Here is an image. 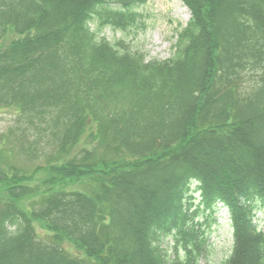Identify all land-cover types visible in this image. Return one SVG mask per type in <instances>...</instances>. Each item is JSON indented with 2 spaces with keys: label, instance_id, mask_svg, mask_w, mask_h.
I'll return each mask as SVG.
<instances>
[{
  "label": "trees",
  "instance_id": "16d2710c",
  "mask_svg": "<svg viewBox=\"0 0 264 264\" xmlns=\"http://www.w3.org/2000/svg\"><path fill=\"white\" fill-rule=\"evenodd\" d=\"M183 2L147 61L98 35L142 0H0V264H201L218 205L222 264H264V0Z\"/></svg>",
  "mask_w": 264,
  "mask_h": 264
},
{
  "label": "rangeland",
  "instance_id": "374dc122",
  "mask_svg": "<svg viewBox=\"0 0 264 264\" xmlns=\"http://www.w3.org/2000/svg\"><path fill=\"white\" fill-rule=\"evenodd\" d=\"M136 12L140 16L135 25H128L125 30L98 28L96 24H92V28H98V35L114 44L124 42L127 46L139 50L147 60L169 59L174 52L180 28L190 21L191 13L188 7L182 0H143L136 7ZM16 117L14 111H0V133L6 132L14 124ZM196 202H199V198ZM217 208L213 213L202 207L196 214V222L202 225L203 234L207 237L201 264H222L233 251V229L228 211L221 206ZM257 220L260 228L264 230V208L258 212ZM37 226L40 238L50 235L45 228L40 227L41 225ZM62 245L76 256L83 255L74 245L67 242ZM162 247L172 257L174 241L171 237L164 240Z\"/></svg>",
  "mask_w": 264,
  "mask_h": 264
}]
</instances>
